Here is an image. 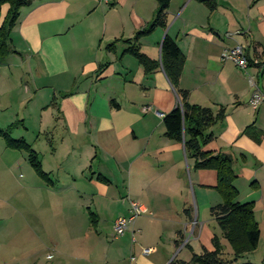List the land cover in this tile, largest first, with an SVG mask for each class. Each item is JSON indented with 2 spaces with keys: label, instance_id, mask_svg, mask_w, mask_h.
I'll return each mask as SVG.
<instances>
[{
  "label": "crops",
  "instance_id": "1",
  "mask_svg": "<svg viewBox=\"0 0 264 264\" xmlns=\"http://www.w3.org/2000/svg\"><path fill=\"white\" fill-rule=\"evenodd\" d=\"M215 1L209 11L197 0H170L166 26L140 37L138 46L159 61L164 36L175 40L185 58L179 88L188 102L225 108L203 150L230 155L235 187L255 181L263 207L264 102L252 109L248 101L255 86L264 89V0ZM155 9L156 0H40L19 10L10 32L13 51L0 62V129L32 125L26 104L33 91L29 100L38 95L45 102L34 109L39 132L62 135L42 142L57 171L43 168L45 159L23 133L13 138L36 152L46 180L31 167L34 178L25 168L27 154L8 148L0 136V243L17 245L10 255L0 252V264H90L92 252L59 251L58 242H94L98 226L111 230L117 217L129 215L131 201L144 212L122 236H112L116 243L105 250V264L126 256L133 264L188 261L182 251L191 255L193 242L199 250L212 249V232L183 210L192 208V193L199 206L201 192L214 191L216 173L194 169L183 144L165 136L162 117L178 97L162 68L146 74L124 52L122 40L142 29ZM7 12L2 4L0 26ZM237 44L249 62L245 71L221 59ZM248 126L260 134L258 141L244 132ZM21 167L25 175L17 179ZM254 187L239 202L253 200ZM142 248L152 251L142 255Z\"/></svg>",
  "mask_w": 264,
  "mask_h": 264
},
{
  "label": "trees",
  "instance_id": "2",
  "mask_svg": "<svg viewBox=\"0 0 264 264\" xmlns=\"http://www.w3.org/2000/svg\"><path fill=\"white\" fill-rule=\"evenodd\" d=\"M34 1L40 0H0V6L8 5V12L0 26V62L13 51L10 44V32L18 19L19 10ZM197 1L203 3L209 11H213L216 7L215 0ZM169 3L170 0H156L152 19L142 29L137 30L132 38L122 40L128 44L124 52L133 56L144 68L146 74H150L157 67L162 68L178 97L176 106L162 117L164 134L183 144L186 156L193 160L194 169L213 170L216 173V184L213 188L221 198L220 203L209 209L213 225L218 229L212 232L210 239L212 249L201 247L199 253H191L189 261L173 259L169 264H253L250 261L240 260L257 248L260 238V231L254 218V202L237 201L238 191L234 186L236 175L232 157L221 152L213 153L203 150V146L213 139L209 131L210 127L224 119L225 108L220 106L212 110L209 107L188 102V92L179 88L185 58L175 40L169 35H165L161 42L159 61L148 58L139 50L140 37L151 33L157 27L166 26ZM115 41L108 44L106 48L113 50ZM11 126L3 131L0 130V136L4 139L6 146L24 151L35 173L46 180L47 174L42 170L36 152L23 139L10 137ZM244 132L256 141L260 139V134L255 135L256 131L252 126L246 127ZM97 179L105 181L100 175H97ZM183 212L188 220L192 219L191 208L187 207ZM93 216L94 214L89 212V217ZM261 264H264V251Z\"/></svg>",
  "mask_w": 264,
  "mask_h": 264
},
{
  "label": "rangeland",
  "instance_id": "3",
  "mask_svg": "<svg viewBox=\"0 0 264 264\" xmlns=\"http://www.w3.org/2000/svg\"><path fill=\"white\" fill-rule=\"evenodd\" d=\"M32 93H33V91H32ZM32 93L29 92L27 97L30 98ZM37 97H38V95L35 97H32V100H29V98H28V101L26 104L27 110L32 113L31 119H33V120H30L32 125L31 124H30V126L28 125V128L25 129L24 127H22L18 123L14 122L11 126L9 135L11 138H15L20 133L21 134L23 133L25 140L27 142L32 143L34 145L33 148L40 151L41 157H43L45 159L44 160L45 163L43 165V168L45 167L48 169V167H50L49 169H54V171H57L58 169L53 168L52 164L48 161V159H47L48 155L47 156L45 155L42 142L46 143V139L48 137H50V134L53 135V141H57L58 140V134L62 135L61 130H58L57 132L52 131V130L51 131L50 130L49 131L43 130V132H39L38 125H37V122L39 119V112H38L39 110L35 111L34 109L37 105H39L38 103H45V102H44V99H41V97H39V98H37ZM48 101L49 100H47V102ZM43 116L48 117V119L50 118L47 113H45ZM5 129H0V130L3 131ZM18 131L20 133H18ZM187 159L190 160V158H188V157H187ZM25 166H26L25 167L26 170H29V172L33 175V177L36 178V175L34 174L33 170L31 169V166L28 164V162H27V165H25ZM22 168L23 167L16 168V170H15V173L17 175V179H21L22 177H20V175L22 173L24 174ZM255 183H256L255 181L251 180L249 182H246L244 185L239 184L237 188L235 187L238 191L237 201L242 200V199H247L248 195H246V193H247V191L252 190L251 187L253 188L254 186H257ZM13 184L11 185L12 188L15 185V184L14 185ZM254 189H257L255 195L252 196L254 199L253 200L248 199V200L254 202V218L257 222V225H258V228L260 231V238H259L257 248L254 251H252L251 253L246 254L245 257L243 259H241L240 261H250L253 264H261L262 254L264 251V205H263V207H261L259 201H261L260 197L263 196V194H262V191L260 188L258 189L257 187H254ZM213 190L214 191L211 192L210 190L205 191V189H204V192H201V194L198 197L199 199H201V202L199 201V206L197 205L196 200L194 199L195 195L192 193L191 194V204H192L191 209H192V215L195 218H197V220H198V224L205 226L211 232H214V231L216 232L218 229L216 228L215 225H213L214 223L210 218L209 209H210V206L215 204L217 201L220 203L221 198H220V195L216 192V190L214 188H213ZM212 193L216 194V196ZM216 198H217V200H216ZM249 201H247V202H249ZM241 203H244V202H241ZM213 226L215 228H213ZM98 230L101 231L100 232L101 234L99 237L96 238V240L94 242H91L90 244H88V243H80V244L79 243H73V244H71V243H67L65 241H60V242H58V248L60 249L59 251H63V252L90 251V252H92L90 264H105L103 261V259H104L103 255L105 253V250L108 249L109 247L115 245L116 240L113 239V237H112V236H114V232H113V228L110 230L109 225H102V226L100 225L97 227V231ZM1 244H2V246H1ZM46 245H48V247L51 250L52 249L54 250L57 247L54 244H46ZM89 245H91V248L89 247ZM191 245L193 246V249H194L191 252H193V253H199L200 252L199 246H195V242L191 243ZM10 249L15 251L17 249V245L13 244V243L12 244L0 243V252L8 253V251ZM182 252L188 253L189 257H191V255L189 253L190 251L188 252L186 250H183ZM13 253H16V252H13ZM16 255L17 254H13L12 257H17ZM182 257H185L184 254H182ZM125 259L126 260H124V262L119 263V264H133V263H130L128 261L129 258L127 256ZM6 264H8V263H6ZM108 264H111V263L108 262Z\"/></svg>",
  "mask_w": 264,
  "mask_h": 264
},
{
  "label": "built area",
  "instance_id": "4",
  "mask_svg": "<svg viewBox=\"0 0 264 264\" xmlns=\"http://www.w3.org/2000/svg\"><path fill=\"white\" fill-rule=\"evenodd\" d=\"M100 2L109 3L110 0H99ZM222 60H229L233 62L238 68L245 71L249 62L246 58L244 47L240 44H237L229 49H224L221 53ZM264 102V89L260 90L256 86L252 91L249 98V105L252 109H256L259 104ZM148 107H143L142 111H147ZM144 212V209L137 202H130V211L128 216H119L117 217L112 224L114 238L122 236L126 229L130 228L133 224L135 218ZM132 240H134L132 234ZM151 248H143L141 253L142 255H148L151 252Z\"/></svg>",
  "mask_w": 264,
  "mask_h": 264
}]
</instances>
